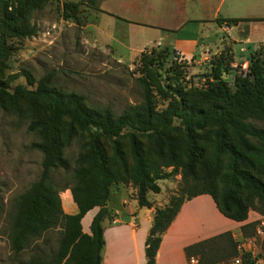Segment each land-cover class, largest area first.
Here are the masks:
<instances>
[{
  "label": "trees",
  "instance_id": "16d2710c",
  "mask_svg": "<svg viewBox=\"0 0 264 264\" xmlns=\"http://www.w3.org/2000/svg\"><path fill=\"white\" fill-rule=\"evenodd\" d=\"M49 1H4L0 11V109L27 120V131L38 139L30 147L42 154L38 179L14 200L17 214L10 224L9 264H101L102 222L110 218V187L120 178L136 189L138 207L150 209L147 194H158L157 182L171 175L163 171H180V189L154 212L144 264L155 263L161 236L186 201L208 195L218 212L236 223L247 220L254 202L264 206V129L250 123L264 122V66L258 57L249 58L247 73L234 78L231 91L222 73L230 69L232 58L222 52L201 88L176 89L159 110L152 85L159 54L140 55L136 81L141 101L119 114L91 107L83 96L55 88L51 74L35 82L25 73L26 86L11 87L17 74L6 76L7 58L13 50L9 41L32 37L35 29L29 16ZM87 2L97 4L96 0ZM62 9L65 19H77L75 5L66 2ZM237 22L225 21L229 26ZM217 23L221 25L222 20ZM123 136L129 164L120 142ZM73 141H79V152L69 190L78 213L67 215L59 194L68 187L60 188L53 173L70 171L64 150ZM201 143L212 147V157H206ZM94 208L98 212L90 234H84L80 221ZM53 232L58 235L55 248L49 237ZM184 254L187 260L197 258L199 264H223L237 257L243 264L255 263L249 253L238 250L230 232L189 245Z\"/></svg>",
  "mask_w": 264,
  "mask_h": 264
},
{
  "label": "rangeland",
  "instance_id": "374dc122",
  "mask_svg": "<svg viewBox=\"0 0 264 264\" xmlns=\"http://www.w3.org/2000/svg\"><path fill=\"white\" fill-rule=\"evenodd\" d=\"M4 1L18 0H0V11ZM104 1L99 0L98 4L90 6L87 0H50L43 8L33 11L29 22L35 29L34 35L9 41L13 50L7 58L6 76L17 74L10 86H26L25 73L35 82L51 74L55 88L83 96L91 107L108 108L119 114L127 106L141 101V90L136 81L140 76L141 54H159L153 65L155 77L152 82L154 103L158 110L165 108L176 89L201 88L224 51L232 58V64L227 72L222 73V79L231 91L235 90L234 78L247 73L250 57H258L264 66V47L252 50L248 46L246 51H239L240 46L236 45L232 52V46L224 42L220 49L212 48L205 58H190L173 49L156 46L153 41L160 33L157 29L119 21L122 20L119 17L126 16L123 0ZM230 1L227 0V3ZM66 2L76 6L77 19L63 17L62 6ZM156 2L166 5L165 9L158 7ZM142 3L131 8L129 16L148 25L168 19L169 14L174 12L166 10L171 0H144ZM250 123L264 129V122ZM27 125V120L0 109V264L10 263L11 252L6 236L8 212L14 207L15 198L25 192L41 173L42 154L30 147L38 139L27 131ZM178 125L179 122L175 120L174 126ZM120 142L129 164L127 138L123 136ZM201 144L206 157H212V147ZM105 145L111 154L110 144L105 142ZM78 152L79 141H73L64 150L70 171L57 170L53 173V179L60 188L68 187L59 195L71 186V171ZM223 162V158L220 159V163ZM170 172L171 168L163 171L171 175L157 182L160 187L158 194H147L154 210L167 205L182 185L180 171ZM134 189L122 178L111 185L107 201L110 218L105 219L108 224L123 220L125 210L138 207L133 202L136 199ZM252 206L248 212L249 216H253L249 226L243 230L242 226L237 227L230 233L238 250L249 253L256 264H264V225H259V221L264 222V206L257 202ZM49 237L51 246L55 248L57 233L53 232ZM223 264H233V260Z\"/></svg>",
  "mask_w": 264,
  "mask_h": 264
},
{
  "label": "crops",
  "instance_id": "0c3cea01",
  "mask_svg": "<svg viewBox=\"0 0 264 264\" xmlns=\"http://www.w3.org/2000/svg\"><path fill=\"white\" fill-rule=\"evenodd\" d=\"M142 1L144 0H123L124 18L109 11L121 18L119 21L123 23L157 29L160 33L153 44L173 49L185 57L205 58L212 52V48L220 49L224 42L232 46V52L236 45L240 46L239 51H246L248 46L252 50L264 47V0H231L229 3L227 0H171L166 10L174 11L173 14H169L168 19L160 23L155 21L153 25L129 16L130 9L143 5ZM96 2L98 4L99 0ZM156 3L158 7L165 9L166 5ZM235 13L239 15H234ZM218 20H222L221 25L217 23ZM227 20L238 22L229 26L225 23ZM134 193L136 194V189ZM59 197L64 214L78 213L69 190ZM133 202L137 204L136 199ZM148 211L150 212L147 213ZM97 212L98 208H94L83 216L80 221L82 233L90 234V224ZM118 212L115 211L116 214ZM154 212L153 208L137 207L135 210H125L123 220L118 222L108 224L104 220L101 264H144L145 241ZM8 213L6 236L7 242H10V224L16 217L17 208L14 206ZM252 219L253 216L248 215L246 221L236 223L224 218L208 195L186 201L161 236L154 264H188L184 254L187 246L224 232H232L237 227L251 223Z\"/></svg>",
  "mask_w": 264,
  "mask_h": 264
},
{
  "label": "built area",
  "instance_id": "2783aa9c",
  "mask_svg": "<svg viewBox=\"0 0 264 264\" xmlns=\"http://www.w3.org/2000/svg\"><path fill=\"white\" fill-rule=\"evenodd\" d=\"M259 225L260 226H263L264 225V222L263 221H259ZM188 264H199V260L195 257H192L188 260ZM233 264H243L242 263V260L240 257H237L235 259H233ZM256 264V262L254 263Z\"/></svg>",
  "mask_w": 264,
  "mask_h": 264
}]
</instances>
